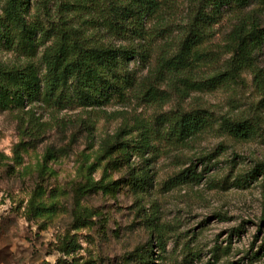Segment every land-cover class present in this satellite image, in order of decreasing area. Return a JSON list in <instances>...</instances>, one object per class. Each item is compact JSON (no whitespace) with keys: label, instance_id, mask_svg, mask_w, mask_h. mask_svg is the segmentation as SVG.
Instances as JSON below:
<instances>
[{"label":"rangeland","instance_id":"1","mask_svg":"<svg viewBox=\"0 0 264 264\" xmlns=\"http://www.w3.org/2000/svg\"><path fill=\"white\" fill-rule=\"evenodd\" d=\"M6 1L0 0V16ZM156 1L139 39L105 26L101 8L31 0L28 17L42 20L44 29L67 22L82 38L135 47L148 62L131 59L136 85L100 106L58 107L40 90L23 108L0 109V264H146V256L152 264H264V175L253 177L264 163V82L246 70L215 89L184 90L169 74L151 93L147 83L154 81L158 59L177 51L199 6V0ZM242 15L264 29L260 1L225 11L192 78L227 69L226 43ZM12 38L11 46L0 40V67L33 63L43 77L51 40L41 44L38 33L26 49L15 32ZM255 65L264 77V46ZM193 109L246 120L250 127L234 137L214 122L185 143L171 139L161 116ZM143 129L152 144L139 153L134 146ZM144 174L148 179L139 186ZM91 180L101 189L76 192ZM39 199L46 209L37 217L30 208ZM77 214L85 220L77 222ZM72 236L80 248L67 254L63 247Z\"/></svg>","mask_w":264,"mask_h":264},{"label":"trees","instance_id":"2","mask_svg":"<svg viewBox=\"0 0 264 264\" xmlns=\"http://www.w3.org/2000/svg\"><path fill=\"white\" fill-rule=\"evenodd\" d=\"M75 1L78 5L85 4V10L101 8L107 13L103 17L105 26L123 36L139 39L144 37L145 19L157 8L156 0ZM104 1L109 2L106 7H103ZM254 1L264 4V0H199L198 10L177 51L169 58L158 59L154 81L147 83L148 90L154 94L157 84L164 81L169 74L185 84L184 90L215 89L240 77L246 70H250L259 84L263 85V71L257 69L255 59L257 51L264 46V29L255 18L244 15L230 32L226 43L225 52L231 55L227 69L200 81L191 76L198 61L202 59V46L211 37L218 18L233 8L243 11ZM30 2L31 0L6 1L4 14L0 16V40L11 46L15 32L19 42L26 49L35 46L38 33L42 36L41 44L51 40V45L43 53L47 72L40 77L33 63L0 67V109L23 108L26 101L34 98L40 90L45 100L58 107H64L71 102L80 106H100L109 100L112 94L124 98L127 91L134 88L138 78L129 70L128 64L136 57L146 64V54L135 47L93 43L86 35L82 38L79 30L67 22L46 30L41 19L36 21L28 17ZM160 122L166 125L170 138L180 143H185L189 138L213 126L214 122H218L224 132L234 137L244 136L250 127L246 120L226 116L215 119L206 109L173 110L161 116ZM151 141L150 131L143 129L138 145L134 146L137 149L135 150L139 153L145 152L150 148ZM123 148L127 150L129 145L124 143ZM181 174L182 180L189 176L187 172ZM259 174L264 175V163L259 164L253 171V177ZM147 179V175H141L139 186ZM98 184L99 182L93 183L92 180L86 184L84 182L76 192L84 194L85 188L88 191H98L101 189ZM43 204L41 199L31 202L30 210L33 216H42L46 209ZM75 220H85V217L83 214H77ZM158 242H161L160 239ZM78 248L80 245L74 240V236L67 240L63 247L67 254ZM150 258H144L146 264H152ZM68 264L76 263L73 261Z\"/></svg>","mask_w":264,"mask_h":264}]
</instances>
